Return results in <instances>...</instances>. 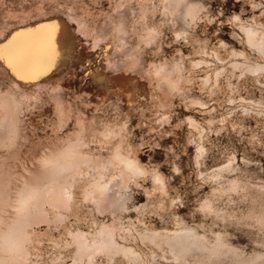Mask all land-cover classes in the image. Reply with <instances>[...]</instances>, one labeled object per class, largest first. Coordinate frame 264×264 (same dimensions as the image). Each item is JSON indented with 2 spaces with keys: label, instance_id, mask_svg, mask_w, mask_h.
Segmentation results:
<instances>
[{
  "label": "bare ground",
  "instance_id": "1",
  "mask_svg": "<svg viewBox=\"0 0 264 264\" xmlns=\"http://www.w3.org/2000/svg\"><path fill=\"white\" fill-rule=\"evenodd\" d=\"M249 1L254 10L260 7L264 14V2ZM159 3L163 19L170 20L176 39L185 43L208 37L216 22L203 0ZM144 4L141 26L127 27L122 16L111 32L97 31L76 16H52L18 27L0 42L7 43L18 31L52 24L61 53L56 63L35 79L14 78L1 60L11 77L8 89L0 87V264H264V168L235 152L204 168L212 136L223 130L240 132L248 118L264 119V94L253 97L241 92L250 80L264 90V22L256 14L244 18L234 13L229 41L220 39V45L212 48L200 45L190 52L177 48L169 53L161 42L163 30L150 22L147 1ZM130 29L138 33V41L130 39ZM214 31H223V21ZM80 36L91 40L81 47L88 66L108 40L112 44L97 68L80 66L87 72L80 85L85 108L124 107L148 121V111L155 103L159 116L152 125L165 129L177 115V103H185L183 123L190 130L188 143L195 149L193 159L203 185L209 188L195 207L201 215L199 221L189 222L175 210L181 198L171 195L170 178L157 164L151 167L143 161L141 146L132 143L128 120L102 123L98 113L87 118L83 107L64 96L63 82L81 57ZM154 45L158 48L152 53L154 59L146 63L147 48ZM197 79L202 85L200 94L194 88ZM52 82L58 83L49 101L55 135L35 154L32 164H24L20 171L15 160L23 149L24 123L15 90ZM223 87L228 90L230 104L218 117L206 96L219 99ZM196 113L206 116L200 120ZM71 123L72 129L58 133ZM93 125L97 129L91 132ZM180 171L175 163L171 175ZM141 195L145 202L140 203ZM155 196L158 201H152ZM223 199L228 201L227 207ZM229 203L236 207L228 209ZM151 209L175 210L171 215L176 227L148 224L144 216ZM87 213L90 223L84 226L82 215ZM231 226L250 237L253 250L234 241ZM53 229L63 231V244L56 243L60 247L57 254L41 261L35 250L43 235Z\"/></svg>",
  "mask_w": 264,
  "mask_h": 264
},
{
  "label": "rangeland",
  "instance_id": "2",
  "mask_svg": "<svg viewBox=\"0 0 264 264\" xmlns=\"http://www.w3.org/2000/svg\"><path fill=\"white\" fill-rule=\"evenodd\" d=\"M145 1H147L149 8L147 16L150 22H153L163 30L161 42L166 52L169 53H173L177 48L190 52L197 49L200 45H207L209 48H212L217 46V44L220 45V39L229 41L230 34L235 27L230 20L234 13H239L244 18H251L256 14L264 22V14H262L261 8L259 7L254 10L249 0H203L209 6L211 14L215 15L216 22L210 27L208 37L207 35H202L200 36V41L185 43L183 40L176 39L171 29L170 20H167V18L163 19L159 0H0V42L5 37H9L13 33L12 31L18 27L43 21L52 16H62L66 19H68L69 15L76 16L81 23L84 22L86 25L96 28L97 31L106 29L108 32H111L122 16L126 18L127 27L132 28L134 24H140L141 26L145 18L141 11L143 5H145ZM259 1L264 2V0ZM220 21H223V31L218 34L219 31L214 30ZM142 31L141 29L139 32ZM130 39L133 42L139 39L138 33L136 34L132 29H130ZM85 42L91 43L90 38L80 36L78 47L81 57L74 63L70 74L66 76L63 82L64 89L62 92L64 96L70 101L77 103L78 106L83 107L87 118H91L98 113L102 123L117 124L128 120L127 123L131 131L132 143L141 146L140 153L143 161L148 162L151 167L157 164L170 178L172 185L171 195L181 198L175 210L179 211L189 222L199 221L201 215L196 211L195 207L198 204V200L209 191V188L205 184L203 185L201 176L198 174L199 169L193 159L195 149L188 143L190 130L183 123L185 103H177L179 104L177 115L174 117L172 125L166 126L165 129L154 128V125H152L159 116V108L155 103L152 104V107L148 111L150 117L148 121L124 107L117 110L114 106H106L105 108L96 110L95 106L88 105L85 108L81 101L82 96L80 95V85L83 82L85 74H87L85 70L88 68L95 69L101 62L100 58L94 57L90 59L89 66L85 64L88 58L86 55H82L81 51V47ZM107 42L112 47L110 40ZM233 44L237 47H242L237 42H233ZM157 49V45L147 48L146 63L154 59L152 53ZM81 64H85V70L80 68ZM10 77L11 73L9 69L0 60V87L8 89ZM57 86V82H52L41 87L30 86L27 87L28 89L15 90L24 123L23 149L21 152L16 153L18 155L15 160L17 162V169L20 171H22L24 164L26 166L32 164L33 158L36 156L35 154L42 148L45 142L48 143L55 135V115L49 101L54 95ZM201 86V82L197 79L194 87L195 90L198 92ZM241 92L244 95H252L253 97H259L261 93L264 94V90L261 92L260 86L252 80L242 85ZM206 99L209 105H212L211 107H216L215 116L220 117L221 113L229 110L228 90L224 87L219 99L213 100L208 95ZM196 114L200 120H203L202 117L206 116L203 113ZM208 117L210 116L208 115ZM37 121L38 125L36 124ZM245 121L246 126L240 132L231 131L229 134V132L223 130L219 135L211 137L213 143L209 145L210 152L206 160L207 165L204 168L221 163L229 152H235L239 158L245 157L257 167L261 166L264 168V119L255 117L248 118ZM69 127L72 129L74 127L73 123L58 133L64 134ZM100 128H102L101 125ZM96 129L97 127L93 125L89 130L93 132ZM175 163L180 165L181 171L175 173V177H173L171 174L174 172ZM147 185L152 187L150 183ZM138 199L140 203L147 200L144 195H141ZM156 199L158 201V197L156 198L155 196L152 201ZM226 203L228 204V201L223 199L222 204L224 207H227ZM179 204L180 208L178 209L177 206ZM232 207H236V205L230 204L228 209H232ZM175 210L170 209L169 212L164 210H158V212L154 209L147 210L144 220L148 224L156 225L159 228L168 227L173 229L176 227V221L171 214ZM84 215H82L84 218L82 222L83 225L86 224L87 226L90 223L88 220L90 216L88 213ZM211 222L210 219L206 220L207 224H211ZM216 227L218 228V226ZM42 229L44 231V228ZM229 230L235 235H233L235 237V239L233 238L234 241L236 240L241 246H245L247 251L253 250V242L244 231L233 226L229 227ZM49 233L48 235H43L40 248L35 250L36 253L39 252L38 254L41 255L39 256L41 261L49 259L55 253L57 254V250L60 247L56 243L63 244L65 238L61 229H53Z\"/></svg>",
  "mask_w": 264,
  "mask_h": 264
},
{
  "label": "snow or ice",
  "instance_id": "3",
  "mask_svg": "<svg viewBox=\"0 0 264 264\" xmlns=\"http://www.w3.org/2000/svg\"><path fill=\"white\" fill-rule=\"evenodd\" d=\"M105 49H110V45H104L94 56L102 61L106 55ZM60 54L56 27L52 24L18 31L7 43L0 44V60L5 61L14 73V78L19 77L20 80L35 79L48 71ZM157 183H160L158 178Z\"/></svg>",
  "mask_w": 264,
  "mask_h": 264
}]
</instances>
